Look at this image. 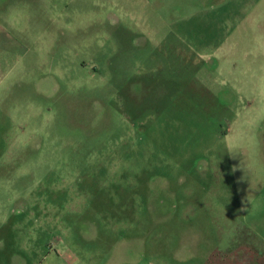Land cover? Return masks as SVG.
Here are the masks:
<instances>
[{
    "label": "rangeland",
    "instance_id": "1",
    "mask_svg": "<svg viewBox=\"0 0 264 264\" xmlns=\"http://www.w3.org/2000/svg\"><path fill=\"white\" fill-rule=\"evenodd\" d=\"M247 246L264 260V0H0V264Z\"/></svg>",
    "mask_w": 264,
    "mask_h": 264
},
{
    "label": "crops",
    "instance_id": "2",
    "mask_svg": "<svg viewBox=\"0 0 264 264\" xmlns=\"http://www.w3.org/2000/svg\"><path fill=\"white\" fill-rule=\"evenodd\" d=\"M229 248H224V250H214L213 259L214 264H251L252 258L256 259L257 264H262L264 260L256 255L255 251L250 247H244L241 250L229 251Z\"/></svg>",
    "mask_w": 264,
    "mask_h": 264
}]
</instances>
